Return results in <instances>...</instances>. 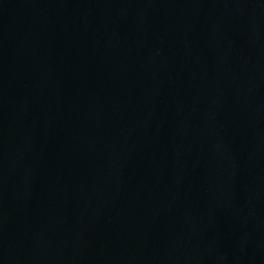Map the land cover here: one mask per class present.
Segmentation results:
<instances>
[{
	"label": "water",
	"instance_id": "water-1",
	"mask_svg": "<svg viewBox=\"0 0 264 264\" xmlns=\"http://www.w3.org/2000/svg\"><path fill=\"white\" fill-rule=\"evenodd\" d=\"M0 264H264V0H0Z\"/></svg>",
	"mask_w": 264,
	"mask_h": 264
}]
</instances>
